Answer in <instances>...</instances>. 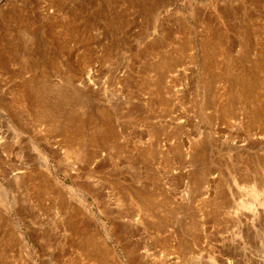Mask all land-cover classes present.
Segmentation results:
<instances>
[{"label": "rangeland", "instance_id": "obj_1", "mask_svg": "<svg viewBox=\"0 0 264 264\" xmlns=\"http://www.w3.org/2000/svg\"><path fill=\"white\" fill-rule=\"evenodd\" d=\"M0 264H264V0H0Z\"/></svg>", "mask_w": 264, "mask_h": 264}]
</instances>
